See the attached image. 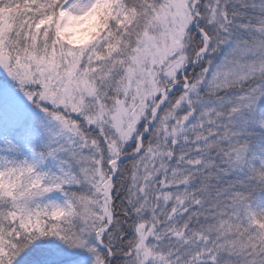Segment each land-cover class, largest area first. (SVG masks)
I'll return each instance as SVG.
<instances>
[{"label": "snow or ice", "instance_id": "6c2138e0", "mask_svg": "<svg viewBox=\"0 0 264 264\" xmlns=\"http://www.w3.org/2000/svg\"><path fill=\"white\" fill-rule=\"evenodd\" d=\"M0 264H264V0H0Z\"/></svg>", "mask_w": 264, "mask_h": 264}]
</instances>
